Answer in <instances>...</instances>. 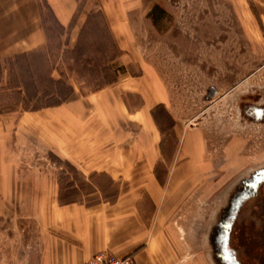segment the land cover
I'll list each match as a JSON object with an SVG mask.
<instances>
[{
    "label": "rangeland",
    "instance_id": "1",
    "mask_svg": "<svg viewBox=\"0 0 264 264\" xmlns=\"http://www.w3.org/2000/svg\"><path fill=\"white\" fill-rule=\"evenodd\" d=\"M18 1L0 0L4 72L11 65L17 72L27 63L41 84L52 76L66 82L72 96L75 91L87 94L112 86L121 67L140 72V62L132 59L154 71L168 96V104L154 111L165 150H180L184 143L190 166L199 168L166 202L169 234L167 240H158L163 255L157 264H217L211 237L228 209L226 183L233 178L240 188L248 170L264 165V121H240L241 105L264 107V0H77L76 16H87L71 47L44 0L33 4L35 12L26 13L15 12ZM39 25L48 34L43 47L13 46ZM24 53L30 54L18 63L10 59ZM110 59L108 71L104 67ZM211 87L218 89L213 98ZM8 101L0 90V105ZM43 108L48 107L39 110ZM35 111L0 113V127L1 121H18L22 113ZM14 152L15 144L4 153L0 148V167ZM3 187L0 177V252L5 250L0 264H21L26 256L17 251L31 246L25 241L30 235L21 231L23 225L7 224L4 217L17 216L19 209L10 205L15 193L8 200L11 193L1 191ZM7 227H12L10 234L5 233Z\"/></svg>",
    "mask_w": 264,
    "mask_h": 264
},
{
    "label": "crops",
    "instance_id": "2",
    "mask_svg": "<svg viewBox=\"0 0 264 264\" xmlns=\"http://www.w3.org/2000/svg\"><path fill=\"white\" fill-rule=\"evenodd\" d=\"M36 1H18L15 12H35ZM44 1L71 47L87 13L76 16L77 0ZM28 31L15 48L47 43L43 26ZM131 62H140V72L121 67L112 86L75 91L60 105L1 121V150L16 145L12 162L0 167L1 191L11 193L8 200L15 193L10 205L19 209L4 218L9 226L23 225L21 231L30 235L25 241H31L17 251L26 256L21 264H86L99 251L157 264L163 255L157 245L168 239L166 202L199 168L190 166L184 143L180 150H165L154 111L168 104L167 92L146 63Z\"/></svg>",
    "mask_w": 264,
    "mask_h": 264
},
{
    "label": "flooded vegetation",
    "instance_id": "3",
    "mask_svg": "<svg viewBox=\"0 0 264 264\" xmlns=\"http://www.w3.org/2000/svg\"><path fill=\"white\" fill-rule=\"evenodd\" d=\"M217 94L218 89L211 87L209 98ZM240 112L244 116L240 121H264L263 106L243 104ZM250 170L240 179V188L233 178L226 183L228 209L211 237L217 264H264V165Z\"/></svg>",
    "mask_w": 264,
    "mask_h": 264
},
{
    "label": "trees",
    "instance_id": "4",
    "mask_svg": "<svg viewBox=\"0 0 264 264\" xmlns=\"http://www.w3.org/2000/svg\"><path fill=\"white\" fill-rule=\"evenodd\" d=\"M35 53L37 54V52ZM29 54L30 53L17 54L10 59H12L14 63H18L21 61V58L25 59ZM112 61L110 59L108 64L105 65V67L103 65V67L111 71ZM15 69L16 68L11 65L7 71L4 72L3 66H1L0 63V80L3 81L0 90L10 99V101H8L9 103L0 105V113L17 111L19 109L39 110L41 107L57 106L71 97L72 88H69L66 82L55 80L52 76H49V78L41 84L42 79L38 81L35 70L27 63L23 65L20 64L19 71L15 72ZM54 86L57 87L53 88Z\"/></svg>",
    "mask_w": 264,
    "mask_h": 264
},
{
    "label": "built area",
    "instance_id": "5",
    "mask_svg": "<svg viewBox=\"0 0 264 264\" xmlns=\"http://www.w3.org/2000/svg\"><path fill=\"white\" fill-rule=\"evenodd\" d=\"M86 264H138L133 256H119L106 251H99Z\"/></svg>",
    "mask_w": 264,
    "mask_h": 264
}]
</instances>
